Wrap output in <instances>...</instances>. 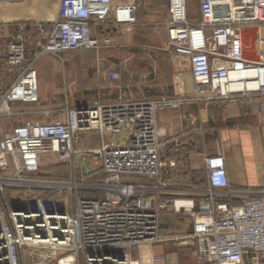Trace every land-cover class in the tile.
<instances>
[{"label":"built area","instance_id":"1","mask_svg":"<svg viewBox=\"0 0 264 264\" xmlns=\"http://www.w3.org/2000/svg\"><path fill=\"white\" fill-rule=\"evenodd\" d=\"M137 11V0H59L39 56L100 51L112 40L94 36V25H134ZM198 18L190 21L189 0H169L168 42L189 62L191 95L135 102L122 93L110 104L69 107L64 122H29L8 134L0 126V195L10 187L22 190L16 207L0 201V264H21L26 251L38 252L40 264L71 257L74 264H141L142 247L169 240L161 235L169 210L194 219L193 232L175 239L192 247L200 264H264V194L233 205L222 155L205 157L210 188L197 200L167 199L161 189L166 132L159 111L239 98L264 104V0H198ZM26 54L22 34L6 52L0 45V72L22 66ZM120 79L119 72L109 74L110 82ZM38 101L37 71L30 65L1 95L0 118L13 114L15 102ZM86 132L108 139L94 151L103 173L97 184H86L83 168L72 162ZM46 155L71 163L69 181L36 178ZM84 191L103 195L87 198Z\"/></svg>","mask_w":264,"mask_h":264},{"label":"crops","instance_id":"2","mask_svg":"<svg viewBox=\"0 0 264 264\" xmlns=\"http://www.w3.org/2000/svg\"><path fill=\"white\" fill-rule=\"evenodd\" d=\"M138 6L134 25L121 26L113 20L94 25V36L112 40L101 51L39 56L38 44L46 40L58 18L59 0H0L2 50L6 52L15 37L22 34L27 51L22 66L17 69L5 66L0 72V97L30 65L37 71L39 86L37 103L11 104L13 114L0 118L2 130L8 134L16 126L29 122H64L69 107L110 104L122 93L135 102L191 95L195 85L189 62L182 61L169 47V0H144ZM144 37L147 44L139 47ZM136 48H143V55ZM126 50L135 52L126 59ZM112 72H119L121 79L110 82ZM158 123L166 132L161 152L165 163L161 189L165 198L197 200L199 194L207 192L210 187L205 157L217 155L225 159L230 182L226 193L232 194L228 200L233 205H243L251 196L264 194L262 98L164 109L158 113ZM115 139L121 141L124 137ZM105 141L108 139L95 140L93 151ZM193 223L194 219L187 214L165 212L161 235L169 240L142 247L137 252L141 264H200L192 247L174 242L177 237L190 235Z\"/></svg>","mask_w":264,"mask_h":264},{"label":"rangeland","instance_id":"3","mask_svg":"<svg viewBox=\"0 0 264 264\" xmlns=\"http://www.w3.org/2000/svg\"><path fill=\"white\" fill-rule=\"evenodd\" d=\"M120 1L125 3L127 0H116V2L121 3ZM128 1H131V0H128ZM142 1H144V0H137L138 5ZM189 13H190V21L191 22H196L199 19L198 18V0H189ZM140 31H144V29H141ZM96 33L98 35H100V30L97 29ZM141 34H144V33H141ZM146 41L147 40L144 37L142 39V42H140L139 47L146 45L147 44ZM142 49L143 48H136V50H141V51H137V52H139L143 55L144 51ZM133 52H135V51L126 50V52H124L125 58L127 59V58L132 57L131 55ZM174 55H176V54L174 53ZM179 57L181 58L182 61L187 60L184 57H181V56H179ZM182 66H183L182 69H184L185 65L183 64ZM127 69L128 68H126V67L122 68L123 71H127ZM166 69L167 70L169 69L168 61L166 64ZM94 138H96L95 140H98V142L100 141V135L95 133V132L82 133L79 140L74 145V149H75L76 153L72 159V162L78 164L79 166H81L83 168V171L87 175V179H88L86 184H97V183H99L100 179H101V175H102V169L100 167V161L94 159L95 155H94L93 149H95V147L92 146L93 144L96 143L95 140H93ZM42 161H43V164H41V169L36 176L37 179H40L41 181H49V182L50 181L51 182L69 181L71 163L64 161L62 159H59L56 156H49V155L44 156L42 158ZM14 191L21 192L22 190H16L13 187L6 188L5 192H4L5 198L7 196L13 197L11 199L18 202L20 194L16 195V194H14L15 193ZM164 214H163V216H164ZM162 220H163V217H162ZM161 228H162V226H161ZM174 242H180V241H174ZM185 245H187V244H185ZM36 254H38V252H35L34 255H32V253L30 251L24 252L23 256H22V264H40L41 261L37 260V257L35 256ZM44 264H59V260L55 259V260L46 261ZM81 264H84V262L82 261Z\"/></svg>","mask_w":264,"mask_h":264},{"label":"trees","instance_id":"4","mask_svg":"<svg viewBox=\"0 0 264 264\" xmlns=\"http://www.w3.org/2000/svg\"><path fill=\"white\" fill-rule=\"evenodd\" d=\"M102 177H103V173L101 175L100 181L102 180ZM14 192H15L14 194L17 193L16 191H14ZM82 194L85 195L87 198H99V197H102V195H103L100 192H91V191H84ZM11 198H13V197L7 196L5 198L4 193L0 195V201H1V203H2L3 206H6L8 204V205H11L12 207H16L17 206V203L13 199H11ZM21 264H22V258H21Z\"/></svg>","mask_w":264,"mask_h":264},{"label":"bare ground","instance_id":"5","mask_svg":"<svg viewBox=\"0 0 264 264\" xmlns=\"http://www.w3.org/2000/svg\"><path fill=\"white\" fill-rule=\"evenodd\" d=\"M41 164H42V161H41ZM73 261H74V258L71 257V258L68 259V260H62V261L60 262V264H74Z\"/></svg>","mask_w":264,"mask_h":264}]
</instances>
